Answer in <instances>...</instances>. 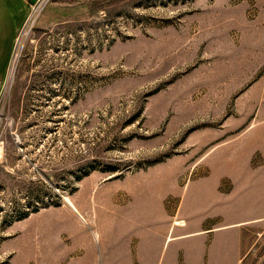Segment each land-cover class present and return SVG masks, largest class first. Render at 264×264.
<instances>
[{"label":"rangeland","instance_id":"1","mask_svg":"<svg viewBox=\"0 0 264 264\" xmlns=\"http://www.w3.org/2000/svg\"><path fill=\"white\" fill-rule=\"evenodd\" d=\"M28 2L0 80V264H95L113 198L147 228L224 166L264 89V0ZM227 231L264 264V221Z\"/></svg>","mask_w":264,"mask_h":264},{"label":"crops","instance_id":"2","mask_svg":"<svg viewBox=\"0 0 264 264\" xmlns=\"http://www.w3.org/2000/svg\"><path fill=\"white\" fill-rule=\"evenodd\" d=\"M29 8L28 0H0V80ZM252 97L245 116L229 131L236 133L222 145L224 166L208 167L207 176L193 179L189 200L176 202L171 216L161 208L153 226L136 229L133 195L113 198L111 221L97 236L95 264L237 263L238 243L230 241L227 230L264 221V89L257 102L251 103ZM31 233H24L26 241Z\"/></svg>","mask_w":264,"mask_h":264},{"label":"built area","instance_id":"3","mask_svg":"<svg viewBox=\"0 0 264 264\" xmlns=\"http://www.w3.org/2000/svg\"><path fill=\"white\" fill-rule=\"evenodd\" d=\"M42 4H44V2L42 1V2H40L38 5H37V9H39V8H41V6H42Z\"/></svg>","mask_w":264,"mask_h":264},{"label":"bare ground","instance_id":"4","mask_svg":"<svg viewBox=\"0 0 264 264\" xmlns=\"http://www.w3.org/2000/svg\"><path fill=\"white\" fill-rule=\"evenodd\" d=\"M7 91V90H6Z\"/></svg>","mask_w":264,"mask_h":264}]
</instances>
